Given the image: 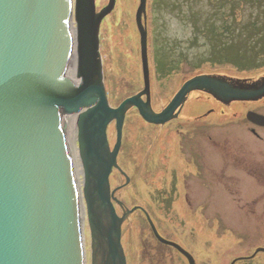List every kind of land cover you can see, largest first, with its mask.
<instances>
[{
  "label": "water",
  "instance_id": "95a60500",
  "mask_svg": "<svg viewBox=\"0 0 264 264\" xmlns=\"http://www.w3.org/2000/svg\"><path fill=\"white\" fill-rule=\"evenodd\" d=\"M68 1L0 0V264L86 262L64 132L73 113H79L76 122L82 134L78 149L87 166L81 190L90 233V262L126 264L121 225L133 209L117 214L113 202L122 206L114 196L119 188L111 190L109 176L113 168L121 171L116 158L129 107L135 106L145 121L163 124L175 116L176 108L193 89H206L216 98L227 99L264 93V84L257 90L241 91L217 78L196 76L184 83L165 109L155 113L150 106L146 32L141 22L145 0H140L136 20L144 89L113 108L103 84L98 33L115 0H109L99 12L95 0H76V72L68 55ZM113 120L116 143L111 149L106 130ZM122 174L128 183L129 178ZM147 218L155 236L165 241Z\"/></svg>",
  "mask_w": 264,
  "mask_h": 264
},
{
  "label": "rangeland",
  "instance_id": "374dc122",
  "mask_svg": "<svg viewBox=\"0 0 264 264\" xmlns=\"http://www.w3.org/2000/svg\"><path fill=\"white\" fill-rule=\"evenodd\" d=\"M108 1L95 0L97 11L105 8ZM150 4L152 15L148 14V31L152 38L149 49L154 110L165 107L183 81L193 75L224 70H231L224 72L231 77L245 75L242 69L254 68L251 67L252 58L257 53H260L257 55L260 64L256 68H264V8L260 9L257 3L249 8L241 5L240 0L238 3L236 0H150ZM138 7L139 0H115L100 25L99 53L111 107L119 106L143 88L136 22ZM232 10H235L236 20H252L254 17L262 25L259 27L261 40L256 50L250 51L249 46L242 43V35L222 46L227 49H213L218 42L224 41L223 37L214 39L210 28L207 33L205 28L213 26V22L220 24L221 17L232 15ZM228 20L235 24L234 32L240 30L242 22L235 23L232 16ZM184 106L180 117L164 126L148 125L136 108H129L117 157L119 167L129 177V183L115 196L128 209L143 207L159 232L189 250L197 264H231L234 261V264H264V253L255 255L257 248L264 247V227L258 216L248 219L240 216L235 210V205H238L226 199L225 203L218 202L217 215L210 212L206 215L205 211L203 217L188 216L184 203L171 202L175 184L183 199L184 190L178 181L191 171L178 152L180 139L192 135L187 132L189 125L185 122H192L196 116H205L211 107L217 111L216 115L219 113L212 99L201 92H191ZM210 118L215 119L213 115ZM107 138L112 148L116 143L115 121L107 127ZM109 180L111 189L125 182L117 169H113ZM167 196L170 199H166ZM115 206L117 214L121 215V208ZM86 228V264H90L87 220ZM121 228L127 264H187L176 251L154 238L143 212L137 210L128 215Z\"/></svg>",
  "mask_w": 264,
  "mask_h": 264
},
{
  "label": "flooded vegetation",
  "instance_id": "af4514ba",
  "mask_svg": "<svg viewBox=\"0 0 264 264\" xmlns=\"http://www.w3.org/2000/svg\"><path fill=\"white\" fill-rule=\"evenodd\" d=\"M250 72L252 75L248 77L221 79L238 90L258 88L264 83V69ZM194 91L210 97L219 113L216 115L217 111L211 107L205 116L185 122L189 125L187 132L192 135L180 139L178 152L191 171L178 181L184 190L183 199L175 184L171 202L184 203L188 216L203 217L205 211L206 215L208 212L217 215L218 202L225 203L226 199L238 205L235 210L240 216L246 219L258 216L264 227V93L252 99L230 100L216 98L203 89ZM186 103L187 99L174 120L180 117ZM260 252L264 253V247L257 248L255 255Z\"/></svg>",
  "mask_w": 264,
  "mask_h": 264
},
{
  "label": "bare ground",
  "instance_id": "6f19581e",
  "mask_svg": "<svg viewBox=\"0 0 264 264\" xmlns=\"http://www.w3.org/2000/svg\"><path fill=\"white\" fill-rule=\"evenodd\" d=\"M68 3H69V12H70L69 13L70 47H69L68 55H69L72 67L74 71L76 72L77 55H78L76 53V48H75L76 38L78 37V34H77L78 29H77V25L74 20L76 0H69ZM96 12H97V9H96ZM100 63H101L100 65H101V71L103 75L101 56H100ZM77 90H78V87L76 89V92ZM78 114H79L78 112H75L73 113V115H71L66 120L64 132H65L66 144L68 146L69 155H70V162L72 166L71 172L73 176V181L75 184V188L77 189V197H76V202H75L76 217L78 220V225H79L78 228L81 233V237L83 240L85 253H86V241H87V232H86L87 216L86 215L87 213H86V205H85L81 187L83 186V183L85 181V175L87 174V166L84 163V158L78 149L80 137L82 134L80 130V126H77V122H76V117Z\"/></svg>",
  "mask_w": 264,
  "mask_h": 264
},
{
  "label": "trees",
  "instance_id": "16d2710c",
  "mask_svg": "<svg viewBox=\"0 0 264 264\" xmlns=\"http://www.w3.org/2000/svg\"><path fill=\"white\" fill-rule=\"evenodd\" d=\"M231 1H234V0H231ZM236 2L238 3L239 0H236ZM256 3H257V5H259L258 7L260 9L264 8V0H240V4L241 5L244 4L245 8H249V7H253V6L255 7ZM232 7H233V3H232ZM229 15L234 17L235 23L239 24L240 22H242L241 24H239V27H241L242 29L236 34V36L234 34V31L232 30V29H234L233 26H235V24H232L233 26L229 25V26H227V28H225L224 26L222 28H220L219 26H217L213 22V26H208V28H210L214 38L223 37L225 39V41H223L219 44V49H227V48H224L222 46L229 44L233 39H235L236 37H238L240 35H242V37H241L242 43L245 42V44L249 46L250 51H254L255 47L257 49V47L259 45V40H261V34H262L261 29L259 27H261L262 25L258 24V22L254 20V17L252 20H250V19H244L243 21L241 19L236 20L235 10H232V15L231 14H229ZM211 23H212V21H211ZM222 29H223V31H222ZM218 32L220 33V35L217 34ZM244 33H246V35H244ZM226 40H228V41H226ZM255 59H256V57L254 59L252 58V66L255 65Z\"/></svg>",
  "mask_w": 264,
  "mask_h": 264
}]
</instances>
